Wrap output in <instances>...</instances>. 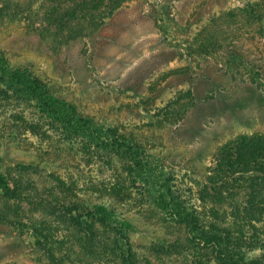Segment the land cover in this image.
<instances>
[{"label":"rangeland","instance_id":"rangeland-1","mask_svg":"<svg viewBox=\"0 0 264 264\" xmlns=\"http://www.w3.org/2000/svg\"><path fill=\"white\" fill-rule=\"evenodd\" d=\"M246 1L132 0L99 31L57 53L21 17L0 22V53L96 123L134 135L178 185L196 194L222 144L264 133V38L257 23L226 14ZM205 27L221 47L201 54L195 39ZM29 121L45 126L34 105L0 92L3 166L35 163L44 174L75 182L89 203L125 221L142 264H163L149 246L182 237L184 226L136 190L126 200L109 194L111 175L100 164L84 161L54 131L32 133ZM40 257L30 232L0 225V264H46Z\"/></svg>","mask_w":264,"mask_h":264},{"label":"trees","instance_id":"trees-1","mask_svg":"<svg viewBox=\"0 0 264 264\" xmlns=\"http://www.w3.org/2000/svg\"><path fill=\"white\" fill-rule=\"evenodd\" d=\"M1 1L0 22L29 19L57 53L99 31L132 0ZM226 14L247 25L257 23L264 38V4L258 0H247ZM195 40L201 54L221 47L210 28ZM0 92L38 109L45 126L27 122L32 133L49 137L54 131L84 161L100 164L111 175L109 194L126 200L136 190L184 226L182 237L149 246L163 264L166 257L180 264H264V133L242 134L222 144L194 194L178 185L168 166L152 158L134 135L96 123L2 53ZM0 225L30 232L46 264H142L124 220L105 205L89 203L75 182L44 174L35 163L4 167L0 161Z\"/></svg>","mask_w":264,"mask_h":264}]
</instances>
